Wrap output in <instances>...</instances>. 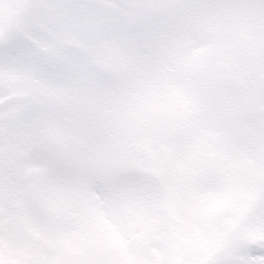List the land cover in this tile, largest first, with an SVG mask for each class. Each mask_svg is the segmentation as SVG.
<instances>
[{
  "label": "snow or ice",
  "instance_id": "1",
  "mask_svg": "<svg viewBox=\"0 0 264 264\" xmlns=\"http://www.w3.org/2000/svg\"><path fill=\"white\" fill-rule=\"evenodd\" d=\"M0 264H264V0H0Z\"/></svg>",
  "mask_w": 264,
  "mask_h": 264
}]
</instances>
